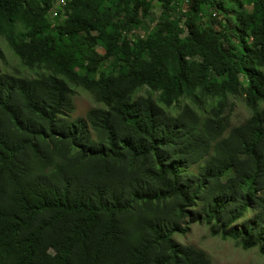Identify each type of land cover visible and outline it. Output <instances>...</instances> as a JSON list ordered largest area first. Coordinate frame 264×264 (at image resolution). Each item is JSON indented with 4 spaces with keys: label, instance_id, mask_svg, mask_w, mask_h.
Instances as JSON below:
<instances>
[{
    "label": "trees",
    "instance_id": "1",
    "mask_svg": "<svg viewBox=\"0 0 264 264\" xmlns=\"http://www.w3.org/2000/svg\"><path fill=\"white\" fill-rule=\"evenodd\" d=\"M62 1L0 0L42 69L0 72V264H212L195 222L264 255V0Z\"/></svg>",
    "mask_w": 264,
    "mask_h": 264
},
{
    "label": "rangeland",
    "instance_id": "2",
    "mask_svg": "<svg viewBox=\"0 0 264 264\" xmlns=\"http://www.w3.org/2000/svg\"><path fill=\"white\" fill-rule=\"evenodd\" d=\"M152 3V12L156 16L161 10L160 3L158 0H152ZM61 5V0H55L50 15L54 16L55 7ZM0 48L3 53V57L0 58V72L31 76L38 71H42V69H28L23 66L2 38H0ZM73 90L74 110L69 116L71 120L85 117L87 110L97 105L93 97L83 88L73 86ZM227 112L230 124L237 125L249 116L250 111L242 98L230 97ZM173 239L181 244L191 245L203 250L211 259L212 264H264V255L260 254L257 248L243 249L232 239L212 236L209 233L208 226L202 222L191 223L187 233H174Z\"/></svg>",
    "mask_w": 264,
    "mask_h": 264
},
{
    "label": "built area",
    "instance_id": "3",
    "mask_svg": "<svg viewBox=\"0 0 264 264\" xmlns=\"http://www.w3.org/2000/svg\"><path fill=\"white\" fill-rule=\"evenodd\" d=\"M63 3H64V2L61 0V4H63ZM54 11H55V10H54ZM55 14H56V12L53 13V15H55Z\"/></svg>",
    "mask_w": 264,
    "mask_h": 264
}]
</instances>
